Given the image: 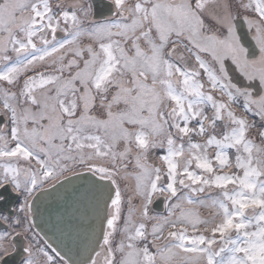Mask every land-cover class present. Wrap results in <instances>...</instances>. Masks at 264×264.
Segmentation results:
<instances>
[{
	"label": "snow or ice",
	"instance_id": "6c2138e0",
	"mask_svg": "<svg viewBox=\"0 0 264 264\" xmlns=\"http://www.w3.org/2000/svg\"><path fill=\"white\" fill-rule=\"evenodd\" d=\"M0 264H264V0H0Z\"/></svg>",
	"mask_w": 264,
	"mask_h": 264
}]
</instances>
